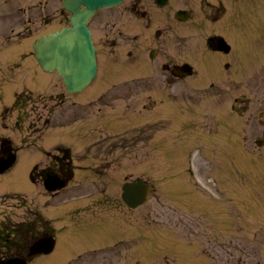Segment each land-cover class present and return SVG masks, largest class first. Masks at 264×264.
Masks as SVG:
<instances>
[{
    "label": "rangeland",
    "instance_id": "rangeland-1",
    "mask_svg": "<svg viewBox=\"0 0 264 264\" xmlns=\"http://www.w3.org/2000/svg\"><path fill=\"white\" fill-rule=\"evenodd\" d=\"M257 5L261 12L240 14L231 20H238L235 30L228 29L237 41L233 55L247 77L234 68L230 75L201 69L196 75H203L201 80L171 79L162 68L164 55L171 62H193V51L202 59H217L221 54L205 47L203 35L220 31L212 20L195 22L196 29L170 18L162 22L156 16L148 25L127 16L112 40H105L95 24L99 74L87 89L68 95L67 118L57 114L54 122L60 124L42 132L54 145L70 147L69 161L64 157L71 171L66 195L45 207L62 241L29 264H264V146L255 143L264 128L258 120L264 58L257 62L264 42L255 39L254 28L248 32L252 21L264 29V0ZM238 27L249 40L236 39ZM156 28L163 30L157 42L151 34ZM36 30L23 31L19 42L5 49V54L18 57L19 66H0V87L36 89L33 65L26 64L33 60L28 34L46 31ZM153 45L161 46L159 59H150ZM129 54L145 64L129 73L121 70L127 67L117 71L120 64L108 62L125 59L122 66L134 67L130 60L136 57ZM224 61L237 66L230 55ZM10 69L18 74L16 79L6 77ZM37 69L38 80L52 78L54 92L62 91L56 74ZM102 107L101 118L106 113L112 119L105 128L104 119L99 125L96 117ZM198 141L207 145L195 156ZM136 176L154 188L145 204L131 209L121 199V185ZM211 176L217 184L209 181ZM21 208L10 215L19 218ZM32 235L19 237L29 241Z\"/></svg>",
    "mask_w": 264,
    "mask_h": 264
},
{
    "label": "flooded vegetation",
    "instance_id": "flooded-vegetation-1",
    "mask_svg": "<svg viewBox=\"0 0 264 264\" xmlns=\"http://www.w3.org/2000/svg\"><path fill=\"white\" fill-rule=\"evenodd\" d=\"M64 1L0 0V52H3L0 54V66L3 63L14 67L19 66L18 57L16 59L14 55H7L4 51L7 47L14 46V42H19L18 38L23 31L41 30L42 28L46 30L34 37L32 33H29L28 36H31L33 42L43 33L70 24L71 12L65 7ZM194 1L199 7L194 5ZM261 11L258 9L257 0H123L118 6H106L98 10L90 18L89 24L95 41V24H99L105 40H112L117 36V24L121 20L126 21L124 18L127 16L137 23L145 21L148 25L154 21L151 18L156 16L162 22L170 18L183 23L184 27L189 25L193 28L196 25V29L199 24L195 22L203 24L206 20H212V24L222 30L218 32L211 30L203 35L209 38L215 34H222L233 45L237 41L229 34L228 29L235 30L238 20L234 22L231 20L238 18L240 14H244L245 17V15L250 16ZM115 14L118 16L116 20L113 19ZM37 23H41L39 28H37ZM217 28L213 27V29ZM252 28L255 31V39L264 42V29L260 31L255 21L249 24L248 32ZM237 32V40L242 41L244 38L249 40V35L244 36L241 27H238ZM113 33L114 36L109 37ZM151 34L157 42V37L163 34V30L156 28ZM206 46L210 51L221 55H215L217 59L207 57L202 59L203 56L193 51V57L197 58L191 62L194 67L193 77H203L200 74L196 76L201 69L230 75L235 73L234 68L239 76L242 74L246 76L247 71L239 65L237 56L232 53L233 48L227 52L221 51L209 39L206 40ZM160 54L161 46L153 45L149 51L150 59H159ZM229 55L237 66L231 65L228 61L221 63L222 57ZM164 56L167 60L161 63L162 68L171 79L178 78L173 69V64L177 61L171 62L167 55ZM129 57H136V60H130L136 63L133 64L134 67L122 66L128 62L125 59L108 62L120 64L119 69L127 67L129 70H121L129 72L138 69L144 62L142 57V60L139 58L140 56L129 54ZM263 58L264 48L263 56L258 58L257 62H261ZM26 64L27 66L33 65L31 81L37 83L36 89H24V87L16 89L6 85L0 87V258L3 259L16 255L26 257L32 252L33 244L43 237H56L57 244L62 241H59L57 229L52 224L45 207L50 205L56 197L64 199L71 180V171L68 170V163L64 158L68 160L70 147L62 146V144L54 145L51 136L42 134L46 126L60 124L54 122L58 117L57 114L63 116H61L62 120L67 118L68 95L71 93L60 84L62 91L55 93L52 78L46 80L45 83L43 79L38 80L37 67L42 73L48 74L49 72H43L37 61L36 63L27 61ZM110 67L115 69V66ZM16 76L18 74L14 69H10V73L6 75L10 79H16ZM241 86L240 81L238 88ZM239 98L240 95L238 100ZM98 109L97 121L104 119L103 123H106L105 125L101 122L98 124L103 128L108 127V124L111 126L112 119L106 118V113L101 118L103 107ZM116 114L118 116L117 112ZM119 120H121L120 117ZM258 120L264 127V101ZM240 123L242 124V120ZM23 126L24 129H32V133L26 134ZM22 131L25 135L19 136ZM83 132V137L88 136L86 131ZM263 137L264 128L262 133L256 137L255 142ZM22 206H24L23 214L19 218L10 215L12 212L17 213ZM23 233L34 235L29 241H23V238H20Z\"/></svg>",
    "mask_w": 264,
    "mask_h": 264
},
{
    "label": "water",
    "instance_id": "water-1",
    "mask_svg": "<svg viewBox=\"0 0 264 264\" xmlns=\"http://www.w3.org/2000/svg\"><path fill=\"white\" fill-rule=\"evenodd\" d=\"M119 0H66L65 5L73 12L71 26L38 38L34 44L35 56L46 70L57 69L70 91L83 89L95 77L96 51L87 24L96 8ZM80 3L86 7H80ZM151 185L142 179L123 184L122 197L135 207L148 199ZM15 264H25L19 260Z\"/></svg>",
    "mask_w": 264,
    "mask_h": 264
}]
</instances>
